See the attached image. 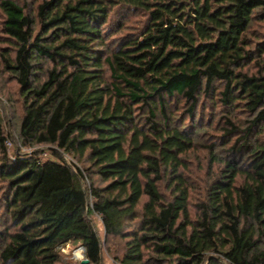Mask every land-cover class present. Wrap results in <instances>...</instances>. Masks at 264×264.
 I'll list each match as a JSON object with an SVG mask.
<instances>
[{
    "label": "trees",
    "instance_id": "obj_1",
    "mask_svg": "<svg viewBox=\"0 0 264 264\" xmlns=\"http://www.w3.org/2000/svg\"><path fill=\"white\" fill-rule=\"evenodd\" d=\"M26 4L0 0V74L44 149L9 155L0 115V264H101L94 216L117 264H264V0Z\"/></svg>",
    "mask_w": 264,
    "mask_h": 264
},
{
    "label": "rangeland",
    "instance_id": "obj_2",
    "mask_svg": "<svg viewBox=\"0 0 264 264\" xmlns=\"http://www.w3.org/2000/svg\"><path fill=\"white\" fill-rule=\"evenodd\" d=\"M38 1L40 0H26L27 4L25 6V12L33 16ZM20 4L22 5V2H20ZM121 15H124L125 21L123 29H120V31L116 33V30H114L116 29L115 23H113L112 27L114 28H112L111 31L114 32L115 35L112 38H115L121 33L133 32V30L141 24L142 16L140 17L134 14L133 12L125 14L121 13ZM119 17L121 16L119 15ZM4 41L5 39L0 31V51H4L7 48V45L4 43ZM0 115L3 119L5 132L7 133V135H9L10 138L9 145H6L7 152L9 155H12L14 152H19V154H30L35 149H44L41 147L27 148L19 144L18 127L20 119L22 117V98L20 96V90L16 82L4 72L0 74ZM46 155L42 154L41 157L46 159ZM64 158L65 161L69 163H75L74 160H71V158L68 156H65ZM184 159L185 165L188 168L189 173V175H186L188 179V184L192 185L195 189V192H197V190L203 186L205 177L207 176L206 172L208 171L209 161L206 158L205 153L203 151H200L199 148H195L194 151H192L189 155H186ZM218 168L219 167L217 165H213L212 173L217 171ZM92 221L96 228V232L98 234L102 246L101 264H117L116 261L112 258V255L108 252V244L107 242H105L106 238L100 219L94 216L92 218ZM76 251H80L81 255L79 257H76L74 255ZM61 253L64 262H66L67 264H80V260L85 259L84 250L82 249V247H79L77 245H65L61 249Z\"/></svg>",
    "mask_w": 264,
    "mask_h": 264
},
{
    "label": "water",
    "instance_id": "obj_3",
    "mask_svg": "<svg viewBox=\"0 0 264 264\" xmlns=\"http://www.w3.org/2000/svg\"><path fill=\"white\" fill-rule=\"evenodd\" d=\"M87 263H88L87 259L80 260V264H87Z\"/></svg>",
    "mask_w": 264,
    "mask_h": 264
},
{
    "label": "bare ground",
    "instance_id": "obj_4",
    "mask_svg": "<svg viewBox=\"0 0 264 264\" xmlns=\"http://www.w3.org/2000/svg\"><path fill=\"white\" fill-rule=\"evenodd\" d=\"M74 255L76 256V257H79L81 254H80V251H76L75 253H74Z\"/></svg>",
    "mask_w": 264,
    "mask_h": 264
},
{
    "label": "built area",
    "instance_id": "obj_5",
    "mask_svg": "<svg viewBox=\"0 0 264 264\" xmlns=\"http://www.w3.org/2000/svg\"><path fill=\"white\" fill-rule=\"evenodd\" d=\"M6 145H9V140L6 141ZM83 249V248H82ZM84 250V249H83Z\"/></svg>",
    "mask_w": 264,
    "mask_h": 264
}]
</instances>
